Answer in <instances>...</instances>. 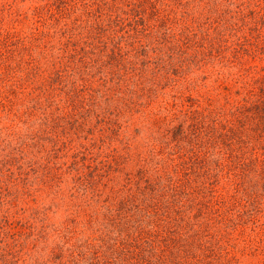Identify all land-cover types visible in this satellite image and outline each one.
Returning <instances> with one entry per match:
<instances>
[{
    "label": "rangeland",
    "instance_id": "rangeland-1",
    "mask_svg": "<svg viewBox=\"0 0 264 264\" xmlns=\"http://www.w3.org/2000/svg\"><path fill=\"white\" fill-rule=\"evenodd\" d=\"M52 1L0 0V33L8 35L13 42L7 47L9 66L2 61L0 64V264H57V259L58 262L64 257L69 260L72 245L78 249V245L90 246V242L100 241L96 237L98 232L96 236L91 234L98 225L86 224L91 218L87 214L89 206H84L82 213L71 204L72 196L79 201L89 197L87 192H77L75 171L60 173L56 178L49 174L52 163L66 159L62 158L65 144L71 145L73 151L80 145H88L92 150L89 162L127 156L131 160L125 169L133 170L130 175L138 167H134L136 157H141L140 166L145 170L147 167L144 177L155 181L158 174H164L166 163L152 162L151 151L163 157H169L170 151L175 156L171 147L165 154L157 150L159 141L166 136L165 130L172 124L164 115L177 116L198 108L207 111L209 117L214 115L217 125L234 124L229 114L236 102L249 89L264 82V0H190L189 6L182 5L177 10L184 21L177 24L174 19L167 21L166 25L173 27L167 36L158 31L161 20L171 13L170 4L160 5L155 17L154 10L146 11V25L153 27V31L133 28V32L132 24L114 20L105 21L109 29L102 26L103 32H96V13L83 12V19L87 20L85 28L80 30L82 39L77 32L68 37L71 31L65 26L72 25L70 15L63 11L61 3ZM76 1L65 0L63 5H74L70 10L77 15L83 10V1ZM51 3L52 13L51 10L49 15L41 13ZM35 7H39L38 18L33 13ZM208 23L223 32L227 26L228 52L220 48L213 57L199 54L192 64L173 76L170 73L173 64L166 62L173 61L177 54L175 51L170 54V44L185 35L187 25L199 28ZM122 31H126L125 37L120 38ZM94 33L102 38H83ZM160 36L161 43L157 45L156 37ZM66 38L71 42L68 46L63 45ZM141 49L147 55L140 54ZM20 56L39 61L43 71L38 81L25 79V73L33 70L27 65L18 66ZM148 59H157L156 63L163 68L157 67L158 73H152L156 67ZM56 69L62 73V79L56 75ZM128 77L137 83L136 90L125 91L123 86ZM151 78L153 88L142 94L139 88L149 86ZM88 104L96 112L88 113L85 110ZM216 105L218 109L214 108ZM76 109H82L83 114L77 115ZM75 118L83 122L81 131L72 126ZM45 120L47 131L43 124L39 132V124ZM110 128L118 129V136L102 137L112 134ZM192 144L189 146L184 140L180 147L185 151L201 144L204 145L199 147L201 153L218 157L219 147L207 135L195 137ZM124 172L99 186L101 200L110 196L106 205L117 200L115 195L119 193ZM223 181L229 180L214 181L216 187L209 184L214 192L208 190L207 196L193 201L195 214L199 216L192 218L191 225L206 230L209 240L215 239L219 244L215 255L208 252V257L197 264H264V193L261 192L264 180L258 177L245 183L246 190H256L262 202L260 212L250 213L243 212L242 206L250 205L241 197L237 198L242 202L238 204L240 207L234 209L226 201L228 210L226 205L222 208L218 203L225 194L222 186L230 183ZM65 226L69 233L62 230Z\"/></svg>",
    "mask_w": 264,
    "mask_h": 264
},
{
    "label": "trees",
    "instance_id": "trees-1",
    "mask_svg": "<svg viewBox=\"0 0 264 264\" xmlns=\"http://www.w3.org/2000/svg\"><path fill=\"white\" fill-rule=\"evenodd\" d=\"M55 1L62 4L63 11L68 16L70 15L69 18L72 20L71 26H65L67 30L71 31L68 37L71 38V34L77 32L76 34L81 35L79 39H82L83 34L80 30L85 28L84 23L87 20V18L83 19V12H85L83 14L96 13L97 17L94 21L98 22L96 32L102 33V26L109 29L110 26L105 21L114 20H120V23L124 22L126 25L132 24L133 32V28H138L140 31H153V27L146 25V11L154 10L155 17V12L160 5L170 4L171 13L165 15L161 20L158 31V33H162V36H167V33L173 29L168 24L166 25L167 21L171 22L174 19L176 24L184 21V17L177 12L178 7L191 4L190 0H77L83 1V10L76 15V12L71 13L70 10V7L74 5H63L65 0ZM51 5L52 3L49 7L43 8L44 11L42 10L41 13L48 14V10H51L50 13H52ZM33 13L38 18L39 7H35ZM174 14L175 16H171ZM179 15L181 20L177 18ZM226 30L227 26L223 32L218 30V26L210 23L199 28L187 25L185 35L170 44L169 51H172L170 54L174 51L177 54L173 61L166 62L167 65L173 64L170 73L174 76L178 71H183L184 67L192 64L191 62L199 54L204 53V55L213 57L216 55L214 53L221 51L220 48L227 53L229 45L226 44ZM126 31H122L120 38L125 37ZM62 33L64 34L65 31ZM201 34L204 35V38L201 37ZM99 37L94 33V36L86 35L83 38L90 40ZM160 38L162 37H156L157 45L161 43L158 41ZM70 43V40L66 38L63 45L68 46ZM11 44L13 42L10 37L0 33V64L2 61L3 64L9 66L6 63V57L9 52L7 47ZM138 45L143 46L142 43ZM141 51L140 54L147 55L145 49H141ZM82 57H84L83 54L80 55L81 60ZM146 58L149 57L146 56ZM18 60V66L27 65L29 70H33L32 73L30 71L25 73V79L35 78L38 81L39 75L43 71L39 61L32 57L24 59L22 56ZM147 62H152L151 65L154 64L156 67L152 71L154 74L158 73L157 67H161L159 70L163 68V65L156 63L157 59H153V61L148 59ZM55 72L58 78L62 79V73L58 69ZM153 83L151 78L150 85L142 86L139 90L143 91L142 94L148 92L153 88ZM136 85L137 83L128 77L127 83L123 87L125 91L136 90L138 87ZM172 97L174 98V96ZM214 108L218 109L219 105ZM76 110L77 115L83 114L82 109ZM85 110L91 114L96 112V109L94 110L90 104ZM164 116L171 119L170 123L172 124L165 130L166 136L162 141H159L160 147L157 150L164 151L165 154L166 149L169 150L168 148L171 147L172 150H175V156L173 157V152L170 151L167 152L169 157H163L161 154L151 151L152 162L160 165L164 161L166 163L164 174L161 176L158 174L154 178L155 181L144 177L143 174L147 167L145 170L140 166L141 157H136L134 167L137 165L138 167L135 174L130 175L133 170L125 169V165L131 160L127 156L125 158L110 157L103 162H89L92 150H89L88 145H80L73 151L71 145L65 144V150L61 149L64 150L62 158L67 160L58 164L52 163V168H48L49 174L51 173V176L56 178L60 173L75 171L74 185H76L77 192L82 191V194L87 192L89 197L79 201L78 198L75 200L71 195V204L74 210L82 211V213H85L84 206H89L87 214L90 213L89 217L91 218L86 221V224L89 226L98 225L92 229L91 234L96 236L95 232H98L96 237L100 241L90 242V246L79 247L78 245V249H75L77 246L72 245L69 249L70 254L67 256L69 260L64 257L63 261L58 262L57 259V264H197L208 257V252L209 254L213 252L215 255V248L219 247L217 241L215 239L210 241L206 230L200 231L196 227L194 229L191 221L192 218L199 216V214H195L197 210L193 208L194 199L214 192L212 187L216 186L213 185V182L218 183V180L222 178L229 180L223 181V184L230 182L228 185L222 186L225 194L218 201L223 205L222 208L226 205V201H229L228 206L234 207V209L240 207L238 204L242 202H238L237 198L241 197V200L245 199L244 202L250 205L242 206L244 213L260 212L262 202L258 192L256 190L247 191L245 183L254 182L258 177L260 180H264V82L257 88L249 89L247 94L236 102L235 109L229 114V119H233L234 124L227 122L225 125H217V119L213 118L214 115L209 117L207 111L204 109L199 111L198 108L177 116L175 113ZM43 124L47 131L48 123L45 120L39 124V132ZM82 124V121L75 118L72 126L75 130L81 131ZM110 131L112 134L107 133L102 137L115 138L118 136V129L110 128ZM200 135H207L208 139L211 138L219 147L218 157L212 153L210 157V154L205 151L201 153L199 147L203 148L204 146L201 144L195 145L196 149L192 147V150L184 151L180 147V143L184 140H187L189 146H192L193 139ZM94 145L93 143L92 148ZM223 148L225 151H221ZM87 150L91 152L86 153ZM157 155L160 157L156 159ZM155 160H159V162ZM124 170L123 182L118 187L119 193L115 195L118 196L117 200L114 199L113 204L106 205L105 202L110 196L106 195L101 200L102 193H100L99 186L116 177H121ZM261 183L264 187V181ZM261 192L264 193V188ZM225 209L228 210L227 205ZM220 213L221 211L218 215ZM62 230L69 233L66 226Z\"/></svg>",
    "mask_w": 264,
    "mask_h": 264
}]
</instances>
